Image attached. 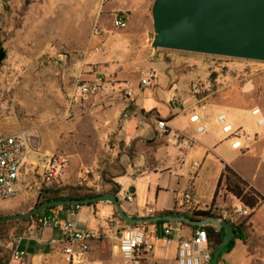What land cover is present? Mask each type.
<instances>
[{
  "label": "crops",
  "instance_id": "1",
  "mask_svg": "<svg viewBox=\"0 0 264 264\" xmlns=\"http://www.w3.org/2000/svg\"><path fill=\"white\" fill-rule=\"evenodd\" d=\"M151 1L106 0L104 3L103 15L98 19L101 30L92 34L83 57L75 60L70 69L75 80L100 83V92L83 98L75 95L73 102L70 100L73 112L81 110L79 116L66 114L59 121L38 128L45 153L62 151L70 157L69 167L49 185L84 186L99 193L108 191L114 183L123 210L136 217L173 210L190 214L212 209L221 198L216 188L224 167L241 172L234 167L233 159L244 156L231 149L217 117L223 114L225 123L234 129L251 132L256 121L252 111L256 108L261 111L251 99L253 72L247 71L244 63L210 64L202 54L152 48ZM114 13L125 15V28L113 26L110 16ZM147 71L153 72L155 79L149 86L141 85V73ZM122 81L129 84V99L119 92L118 86L108 87L109 82ZM193 83H198L200 95L191 90ZM71 91L72 88L68 94L72 97ZM202 104L204 109L200 107ZM193 115L198 116L196 122L190 121ZM157 120L167 122V134L158 133ZM199 126L204 131L197 132ZM105 154L118 164L105 171L100 169L98 174L99 159ZM41 167L42 160L35 166L28 165L27 186L38 184L35 169L39 172ZM82 169L90 172L91 177L82 178ZM126 190L133 195L132 206L121 200ZM186 194L190 196L189 202L184 199ZM226 196L230 197L233 209L242 206L232 195ZM224 206L220 203L218 208ZM72 208L75 211L72 220L78 229L97 233L90 243L85 264H128L115 237L116 230L124 223L114 216V206L99 202L57 208L54 214L64 220ZM168 224L174 228L169 245L163 236ZM146 228L153 249L141 264H176L180 238L190 237L195 230L179 223L148 224ZM17 238L19 242L13 244L12 251L16 249L21 258H11L8 264L62 262L60 229L30 225ZM254 262L247 244L237 240L219 264Z\"/></svg>",
  "mask_w": 264,
  "mask_h": 264
},
{
  "label": "rangeland",
  "instance_id": "2",
  "mask_svg": "<svg viewBox=\"0 0 264 264\" xmlns=\"http://www.w3.org/2000/svg\"><path fill=\"white\" fill-rule=\"evenodd\" d=\"M105 2L106 0H0V49L5 52V58L0 64V128L7 132L31 129L32 126L41 128L59 121L66 114H81V110L73 112L70 106L73 96L68 93L76 81L70 76L71 64L83 57L92 34L101 30L98 19L103 15ZM149 18L152 23L151 8ZM153 36L152 28L150 44ZM203 57L210 64L239 62L247 65L245 69L253 72L251 99L254 106L261 108L264 116V63L208 55ZM241 79L240 76L238 83H241ZM255 130L256 126L252 124L251 132ZM55 153L66 157L67 169L70 164L69 155L62 151ZM243 155L233 159L234 167L241 171L236 172L264 197V139L256 141ZM112 159L114 158L109 154L99 159L98 174L100 169L105 171L109 166L115 167L118 164ZM81 175L82 178L91 177V173L84 172V169ZM26 180L17 197L0 204V216L29 211L36 207L39 191L53 186L40 182L39 177H36V185L33 182L27 186ZM218 195L221 198L214 203L212 212L220 217L225 216L229 221L232 217V222L247 216L234 211L230 205V197L226 196L229 194L225 193L224 188L218 191ZM220 203L225 204L221 209L218 208ZM246 226L250 235L247 247L254 256V264H264V200ZM21 227L24 226L17 223L7 228V237L0 240V260L4 252L12 249L14 239L17 238L16 231Z\"/></svg>",
  "mask_w": 264,
  "mask_h": 264
},
{
  "label": "built area",
  "instance_id": "3",
  "mask_svg": "<svg viewBox=\"0 0 264 264\" xmlns=\"http://www.w3.org/2000/svg\"><path fill=\"white\" fill-rule=\"evenodd\" d=\"M113 26L123 29L127 25L126 17L122 13H116L112 19ZM141 85L149 86L155 79L153 72H142ZM118 86L127 99L131 97L128 82L108 83V87L113 89ZM100 83H85L76 80L73 84L74 96L80 98L93 96L100 92ZM191 90L200 95L202 91L198 83L191 84ZM72 104V103H71ZM202 109L205 105L200 106ZM256 116L254 132L236 130L230 124L225 123L223 114L217 117V121L222 124L221 131L226 134V139L230 142L232 150L244 154L260 139H264V116L259 108L252 111ZM127 117V114L124 115ZM197 115L190 117V121L196 122ZM156 128L159 134L165 135L169 132L168 124L165 120H157ZM197 132L204 131V127L199 126ZM42 160L41 170L35 169L36 177L40 182L50 184L59 179L63 170L67 167L68 161L65 156L58 153H45L42 149V141L39 129H21L15 132L6 133L0 128V204L10 201L17 197L22 189L27 177L28 165L35 166ZM196 166V164H194ZM184 199L189 202L190 196L184 195ZM123 202L129 206L134 204L133 195L127 190L123 194ZM77 207V206H75ZM234 211L239 215H248L251 210L245 206L235 208ZM75 216L74 208L68 211V217L64 220L59 219L55 214L38 216L32 223L36 228L60 229L62 232V247L60 264H85V256L89 252L91 241L97 236L93 230H80L72 220ZM232 222V217L229 218ZM174 233V228L168 224L163 229L165 243L169 245ZM115 237L119 242V250L123 259L128 264H141L144 258L151 253L153 244L143 226L129 225L124 223L115 232ZM19 242V238L14 239V244ZM212 257L207 233L204 229H195L188 238H180L176 252V264H210ZM20 253L13 249L12 259L19 260Z\"/></svg>",
  "mask_w": 264,
  "mask_h": 264
},
{
  "label": "water",
  "instance_id": "4",
  "mask_svg": "<svg viewBox=\"0 0 264 264\" xmlns=\"http://www.w3.org/2000/svg\"><path fill=\"white\" fill-rule=\"evenodd\" d=\"M154 32L152 48L264 63V0H154L151 7ZM5 52L0 49V64ZM112 204L119 218L129 225L159 222L192 227L214 226L224 230L210 264H218L224 249L235 238L226 218L208 216L194 220L182 215L136 217L127 214L116 194L105 193L85 199H56L25 213L0 217V224L31 218L48 208Z\"/></svg>",
  "mask_w": 264,
  "mask_h": 264
},
{
  "label": "trees",
  "instance_id": "5",
  "mask_svg": "<svg viewBox=\"0 0 264 264\" xmlns=\"http://www.w3.org/2000/svg\"><path fill=\"white\" fill-rule=\"evenodd\" d=\"M212 74L211 76H213ZM104 179V177H103ZM224 188L225 193L232 195L235 199H237L243 206L249 208L251 210V213L249 215L241 217L239 221L237 222H230L233 225L234 231H235V238L233 241L224 249V251L221 254V257L219 258L218 264L222 260V256L229 252L232 247L235 244V241L237 239L241 240L243 243L247 244V239L250 236L248 230V227L246 224L249 223L251 220L252 216L254 215V211L256 208L260 205V203L264 200L263 195H261L258 191H256L250 184L247 182L245 179H243L236 171H234L232 168L229 166H225L223 173L221 174L218 183H217V188H216V193L220 189ZM118 192L117 186L114 183L110 184V189L106 192L101 191L99 193H96L94 190L89 189L84 186H71V185H66V186H56L53 185L52 187H47V188H42L39 191L38 197H37V204L36 206L47 202L51 200H56V199H85V198H92L100 194H105V193H113L116 194ZM93 204V203H92ZM89 204V205H92ZM70 207H75V206H64L62 209H68ZM57 208H48L45 209L44 211L40 212L39 214L28 218V219H23V220H16V221H10L6 223H1L0 224V240L5 239L8 235V230L7 228L9 226H12L13 224L21 223L24 227H21L19 230L16 231L17 237L20 236L23 231L25 230L26 226H30L31 223L41 215H46V214H54L55 210ZM167 215H182L190 219L194 220H200L203 218H206L208 216H213L216 218H220L218 214L215 212L211 211V208L207 210H200V211H193L192 213H178L176 211H164L156 216H167ZM114 216L119 219L121 222H123L119 216L117 215L116 210H114ZM2 217V216H0ZM124 223V222H123ZM161 223H167V222H159L156 224H161ZM148 224L140 225V226H146ZM183 226L190 227L192 229H204L207 233L208 236V241L209 245L211 247V252L213 254L214 250L218 246V244L221 242L224 236V230L217 231V229L212 226V225H206L202 227H192L189 225H186L182 223ZM137 226V225H133ZM12 249L7 250L4 252L3 257L0 260V264H8L10 260V256L12 253Z\"/></svg>",
  "mask_w": 264,
  "mask_h": 264
}]
</instances>
